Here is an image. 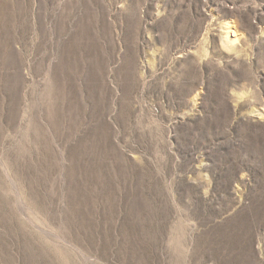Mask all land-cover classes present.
Listing matches in <instances>:
<instances>
[{
  "label": "rangeland",
  "instance_id": "rangeland-1",
  "mask_svg": "<svg viewBox=\"0 0 264 264\" xmlns=\"http://www.w3.org/2000/svg\"><path fill=\"white\" fill-rule=\"evenodd\" d=\"M0 264H264V0H0Z\"/></svg>",
  "mask_w": 264,
  "mask_h": 264
}]
</instances>
